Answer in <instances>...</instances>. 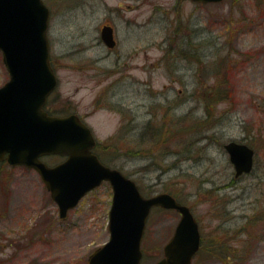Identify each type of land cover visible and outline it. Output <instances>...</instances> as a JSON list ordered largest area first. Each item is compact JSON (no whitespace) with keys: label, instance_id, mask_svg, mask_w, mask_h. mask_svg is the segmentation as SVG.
I'll return each instance as SVG.
<instances>
[{"label":"rangeland","instance_id":"1","mask_svg":"<svg viewBox=\"0 0 264 264\" xmlns=\"http://www.w3.org/2000/svg\"><path fill=\"white\" fill-rule=\"evenodd\" d=\"M44 1L60 79L52 113L81 115L102 161L146 197L191 207L202 232L192 264H264V0ZM231 140L254 148L250 173L235 175ZM112 195L105 181L61 218L36 170L0 161V264H89L109 239ZM179 219L151 210L143 264L163 257Z\"/></svg>","mask_w":264,"mask_h":264},{"label":"water","instance_id":"2","mask_svg":"<svg viewBox=\"0 0 264 264\" xmlns=\"http://www.w3.org/2000/svg\"><path fill=\"white\" fill-rule=\"evenodd\" d=\"M49 22L50 9L43 0H0V51L10 76L0 86V160L36 169L62 218L89 191L110 182V237L90 254L89 264H142L141 243L154 206L176 209L181 219L164 247V256L153 264H191L201 243L191 208L167 192L144 196L134 179L104 164L92 151L94 134L77 114L57 116L44 110L57 86L50 61ZM101 37L107 46H115L112 25L102 26ZM225 148L236 176L252 170V147L231 140ZM49 154L67 158L48 165L42 156Z\"/></svg>","mask_w":264,"mask_h":264},{"label":"flooded vegetation","instance_id":"3","mask_svg":"<svg viewBox=\"0 0 264 264\" xmlns=\"http://www.w3.org/2000/svg\"><path fill=\"white\" fill-rule=\"evenodd\" d=\"M116 45H117V43H116ZM116 45H115V47H116ZM54 67V66H53ZM54 70H55V73H56V76H57V79H58V86L56 87V89L49 95V98H48V101H47V103H46V105H45V109L49 112V113H51V114H53L52 113V111H51V109L49 108V105H50V103H51V100H52V96H53V94L56 92V90L58 89V87H59V83H60V79H59V75L57 74V71H56V69H55V67H54ZM99 103H103L102 101H98ZM72 113H76V112H74V111H70V112H68V113H63V114H59V115H61V116H64V115H69V114H72ZM55 114V113H54ZM78 116H79V118L82 120V121H84L86 124H87V122L85 121V119L81 116V115H79L78 113H76ZM56 115V114H55ZM90 128H91V130L93 131V129H92V127L89 125V124H87ZM94 133V132H93ZM99 145V143H98V141H97V143H96V145L94 146V148H93V150H94V152H96V153H98L97 152V146ZM99 154V153H98ZM64 158H66V156H64V157H62L61 158V160L60 161H62ZM59 161V162H60ZM58 163V162H57ZM254 166H255V164H254ZM253 170V169H252ZM180 214V213H179ZM0 246H1V244H0ZM201 247H202V243H201ZM201 247H200V249H199V251L196 253V255L200 252V250H201Z\"/></svg>","mask_w":264,"mask_h":264},{"label":"bare ground","instance_id":"4","mask_svg":"<svg viewBox=\"0 0 264 264\" xmlns=\"http://www.w3.org/2000/svg\"><path fill=\"white\" fill-rule=\"evenodd\" d=\"M50 16H51V12H50Z\"/></svg>","mask_w":264,"mask_h":264},{"label":"trees","instance_id":"5","mask_svg":"<svg viewBox=\"0 0 264 264\" xmlns=\"http://www.w3.org/2000/svg\"><path fill=\"white\" fill-rule=\"evenodd\" d=\"M176 196V195H175ZM177 197V196H176Z\"/></svg>","mask_w":264,"mask_h":264}]
</instances>
